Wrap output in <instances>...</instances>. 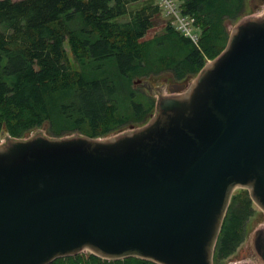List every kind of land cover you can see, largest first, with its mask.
Listing matches in <instances>:
<instances>
[{"label":"water","instance_id":"95a60500","mask_svg":"<svg viewBox=\"0 0 264 264\" xmlns=\"http://www.w3.org/2000/svg\"><path fill=\"white\" fill-rule=\"evenodd\" d=\"M152 92L149 81H137ZM107 138L36 130L0 143V264H214L233 193L264 212V13L242 19L191 84ZM264 264V226L253 236Z\"/></svg>","mask_w":264,"mask_h":264},{"label":"trees","instance_id":"16d2710c","mask_svg":"<svg viewBox=\"0 0 264 264\" xmlns=\"http://www.w3.org/2000/svg\"><path fill=\"white\" fill-rule=\"evenodd\" d=\"M246 1L182 0L201 32L198 47L169 19L163 34L146 39L162 13L156 0H0V141L37 129L107 138L144 126L156 104L136 82L169 73L189 84L226 48V23L244 16ZM254 211L249 191L232 196L214 264L243 243ZM51 264L157 263L82 252Z\"/></svg>","mask_w":264,"mask_h":264},{"label":"rangeland","instance_id":"374dc122","mask_svg":"<svg viewBox=\"0 0 264 264\" xmlns=\"http://www.w3.org/2000/svg\"><path fill=\"white\" fill-rule=\"evenodd\" d=\"M13 1H20V0H13ZM156 1L158 3H160V0H156ZM179 1L181 2V0H179ZM263 13H264V0H247L246 1V11L244 13V16L237 21H231V22L226 23L230 35H231L234 27L238 24L239 21H241L242 19L248 18L250 16L262 15ZM165 14L166 13L162 11L160 17L157 19L158 25L147 34L146 39H149L155 35H161L164 33V28H165L167 21H168V18L166 17L167 15H165ZM67 50L69 51L68 46H67ZM206 61H207V63H206V65H207L208 63H210L212 61V59L207 58ZM196 77H197V75L193 76L191 78L189 84H191L195 80ZM145 80L149 81L150 85L153 88L151 95L153 97V100L155 101L156 111H157V103H158L157 97L169 96L170 95V86H172L173 84H176L178 82L173 80L169 73H164V74H161L159 76H153L152 78H147ZM135 88H138V87L135 86ZM139 89L143 93L148 92V89H146V88H142V87L140 88L139 87ZM156 111H155V113H156ZM37 130L42 131L45 135L49 136V134L47 133L46 130H44V129H37ZM130 130L131 129H126L124 132H128ZM35 131H33L31 133V136L33 135V133ZM124 132H122V133H124ZM112 136H114V135H112ZM109 137H111V136H109ZM0 143H1V141H0ZM242 190H246V189L237 190L234 192V194H238ZM254 209H255V211H254L253 216L250 217V219L247 221V224H246V232H245L246 234H245V239H244L243 243L236 249V251L232 255H230L228 258H226L224 261H222L221 264H258L260 262L257 254L255 252L252 239H253L254 233L259 228L264 226V212L256 204H254ZM85 252L91 253L88 251H85Z\"/></svg>","mask_w":264,"mask_h":264},{"label":"built area","instance_id":"2783aa9c","mask_svg":"<svg viewBox=\"0 0 264 264\" xmlns=\"http://www.w3.org/2000/svg\"><path fill=\"white\" fill-rule=\"evenodd\" d=\"M159 4L175 28L199 47L200 30L196 27L195 18L182 13L181 2L179 0H160Z\"/></svg>","mask_w":264,"mask_h":264}]
</instances>
